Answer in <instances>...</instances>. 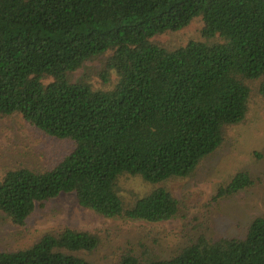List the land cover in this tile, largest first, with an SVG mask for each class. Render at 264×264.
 <instances>
[{"label": "trees", "instance_id": "obj_1", "mask_svg": "<svg viewBox=\"0 0 264 264\" xmlns=\"http://www.w3.org/2000/svg\"><path fill=\"white\" fill-rule=\"evenodd\" d=\"M195 21L186 43L160 40ZM104 56L101 87L74 80ZM262 108L264 0H0V120L69 143L50 167H0V219L24 227L63 193L107 218L183 217L189 203L168 183L193 177ZM135 177L155 186L126 200L122 181ZM260 181L239 170L214 198ZM194 227L170 257L140 245L111 264H264V213L241 237ZM104 242L63 226L0 251V264H97L86 255Z\"/></svg>", "mask_w": 264, "mask_h": 264}, {"label": "rangeland", "instance_id": "obj_2", "mask_svg": "<svg viewBox=\"0 0 264 264\" xmlns=\"http://www.w3.org/2000/svg\"><path fill=\"white\" fill-rule=\"evenodd\" d=\"M200 27L201 23L195 21L187 29L164 35L160 40L172 45L184 44ZM106 59L104 56L87 63L73 74L74 80L89 78L94 86L101 87L98 74ZM68 149V142L45 136L21 117L0 120V167L19 164L50 167ZM239 170L249 171L254 178L261 179L260 183L215 200L220 185ZM122 186V194L128 200L132 194H145L155 185L135 177L123 179ZM168 187L188 201L189 209L183 217L161 223L107 218L81 208L74 194L63 193L46 208H38L24 227L0 219V251L29 246L46 232L63 226L101 232L105 242L86 255L97 264H111L112 254L117 250L140 245L160 257H170L185 235L202 231L194 227L200 223L206 224L205 232L209 236H244L250 221L264 213V108L257 109L254 122L238 128L232 139L207 158L193 177L170 181Z\"/></svg>", "mask_w": 264, "mask_h": 264}]
</instances>
